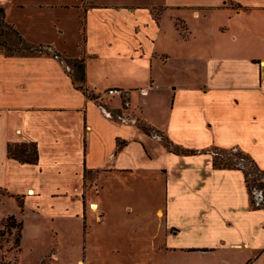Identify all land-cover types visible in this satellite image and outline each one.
I'll list each match as a JSON object with an SVG mask.
<instances>
[{
  "label": "crops",
  "instance_id": "0c3cea01",
  "mask_svg": "<svg viewBox=\"0 0 264 264\" xmlns=\"http://www.w3.org/2000/svg\"><path fill=\"white\" fill-rule=\"evenodd\" d=\"M0 5L49 52H0V203H15L2 223L44 219L53 237L54 226H75L77 238L102 244L101 261L264 264V209L244 171L214 166L208 151L237 148L264 170V0ZM55 54L84 61L89 94ZM110 88L132 90L137 124L110 118L125 114ZM162 136L206 152H170ZM22 143L36 144L37 164L9 157Z\"/></svg>",
  "mask_w": 264,
  "mask_h": 264
},
{
  "label": "rangeland",
  "instance_id": "374dc122",
  "mask_svg": "<svg viewBox=\"0 0 264 264\" xmlns=\"http://www.w3.org/2000/svg\"><path fill=\"white\" fill-rule=\"evenodd\" d=\"M28 43L23 42L20 34L16 29L12 27H7L6 22L2 19L0 15V50L3 54H7V49L15 55L26 54L29 49ZM26 49V50H25ZM71 73L75 77V73L72 70ZM189 85V84H186ZM135 100L143 101L139 95L135 96ZM144 103V101H143ZM119 104V103H117ZM116 104V105H117ZM169 103L162 102L158 105L159 108H168ZM144 124V123H143ZM143 130L149 132L150 128L144 124ZM163 137V136H162ZM162 144L173 153H180L181 150L185 153H205L206 150H189L186 148L178 147L170 143V141L165 138L161 140ZM209 153L215 155L213 158V163L216 160L217 164H231L242 166L247 171L253 170V162L247 160L244 154L241 153L239 149L225 150L219 149L217 147H211ZM215 166V165H214ZM218 166V165H217ZM221 167V166H218ZM235 168V167H234ZM90 181L95 179L92 175L89 177ZM255 176L250 178L251 181H255ZM254 184V182H252ZM255 199H260V191L253 188ZM15 207L13 200L8 199L6 206L4 207L0 203V264H81L79 260L85 261V264H132L133 261L130 258H123L114 262L113 259H104L101 261L99 257V250L102 249V244L97 242L95 236L90 238L89 241L84 242L83 237H76V227L58 224L56 227L60 230V237H53L50 232L52 225L50 222L44 219L34 220L31 217L26 216L24 223V228L19 227V221L16 224L9 222L6 219L1 222L3 215L8 212L13 211L12 208ZM28 217V218H27ZM2 223V224H1ZM92 230V224H89ZM23 229V233H22ZM95 230V229H94ZM22 234V239H21ZM124 241L125 246L130 240V234L128 230L124 231ZM20 240V247L17 241ZM54 256H57L54 259ZM159 260L153 258L152 260L147 259V264H157Z\"/></svg>",
  "mask_w": 264,
  "mask_h": 264
},
{
  "label": "trees",
  "instance_id": "16d2710c",
  "mask_svg": "<svg viewBox=\"0 0 264 264\" xmlns=\"http://www.w3.org/2000/svg\"><path fill=\"white\" fill-rule=\"evenodd\" d=\"M0 15L2 17V19L4 20V22H6L5 20V8L0 5ZM6 26L7 27H12L14 29H16L15 27H13L12 25L8 24L6 22ZM16 31L18 32V30L16 29ZM19 33V32H18ZM20 34V33H19ZM21 36V34H20ZM21 39L24 41H26L22 36ZM27 42V41H26ZM29 46L28 51H26V54H22L24 56H27L29 54L32 53H36L38 51H42L39 50L40 48H34L33 46L27 44ZM2 50V49H1ZM0 50V52H1ZM26 50V49H25ZM7 56L9 55H15L11 52L10 49H7ZM45 53H49L48 51H42ZM2 53V52H1ZM55 56H57L59 59L63 60L65 63H67L68 61L66 59L63 58V56L59 55V54H55ZM68 65L71 66V69L74 71L75 73V77H73L72 74V78H73V82L74 84L78 87V89L84 91L86 94H89L88 90H86L84 88V84H85V63L83 60H71L68 62ZM161 140H165L164 137H161ZM176 148H178L176 146ZM180 153L185 154V151L181 150ZM241 153L244 154V157L253 162L252 166L254 167L253 170H246L245 168H243L242 166H239L238 164L236 165H231V164H224V165H220L217 164L216 160L214 161V165L218 168H240L244 171L245 174V181H246V185L247 188L249 190V193L251 195V202L253 207H258V208H262L264 209V170L261 169L258 164L256 163V161L246 152L241 151ZM8 154L10 158H13L21 163H29V164H37L39 161V153H38V149L36 144L34 143H22V144H10L8 146ZM216 157V156H215ZM218 165V166H217ZM252 176H255V181H251L250 178ZM252 182H254V184H252ZM253 188L257 189L258 192L260 193V199H255L254 197V191ZM7 222V226H9V222H13L14 224L17 223L16 219L11 216L9 217ZM19 227L21 228L23 225L22 223H19ZM20 240L17 241L18 246L20 247Z\"/></svg>",
  "mask_w": 264,
  "mask_h": 264
},
{
  "label": "built area",
  "instance_id": "2783aa9c",
  "mask_svg": "<svg viewBox=\"0 0 264 264\" xmlns=\"http://www.w3.org/2000/svg\"><path fill=\"white\" fill-rule=\"evenodd\" d=\"M143 94L147 93L146 89L142 90ZM131 89H125V88H110L105 92V96L110 99H116L121 101V108L124 110L125 114H115L113 112L107 111L110 118L113 120L116 118L120 123L128 124V123H138V119L136 116V112L132 108L131 104ZM100 97H96L95 99H98ZM103 106V105H102Z\"/></svg>",
  "mask_w": 264,
  "mask_h": 264
}]
</instances>
